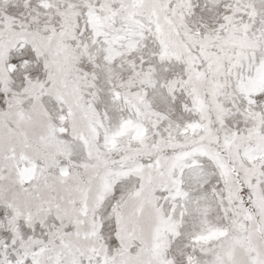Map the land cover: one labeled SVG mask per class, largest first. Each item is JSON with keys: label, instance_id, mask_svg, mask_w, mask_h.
Segmentation results:
<instances>
[{"label": "snow or ice", "instance_id": "6c2138e0", "mask_svg": "<svg viewBox=\"0 0 264 264\" xmlns=\"http://www.w3.org/2000/svg\"><path fill=\"white\" fill-rule=\"evenodd\" d=\"M0 264H264V0H0Z\"/></svg>", "mask_w": 264, "mask_h": 264}]
</instances>
